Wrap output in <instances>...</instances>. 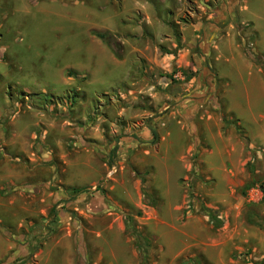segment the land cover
<instances>
[{
	"label": "rangeland",
	"instance_id": "obj_1",
	"mask_svg": "<svg viewBox=\"0 0 264 264\" xmlns=\"http://www.w3.org/2000/svg\"><path fill=\"white\" fill-rule=\"evenodd\" d=\"M238 1L0 0V264H264V0Z\"/></svg>",
	"mask_w": 264,
	"mask_h": 264
},
{
	"label": "crops",
	"instance_id": "obj_2",
	"mask_svg": "<svg viewBox=\"0 0 264 264\" xmlns=\"http://www.w3.org/2000/svg\"><path fill=\"white\" fill-rule=\"evenodd\" d=\"M180 2V0H177ZM243 1V0H241ZM241 1H238L237 4H235V6H239L237 7L236 11H237V15L239 17H243L244 16V12L246 11H249L251 10V8L249 7V3L248 1H244V4L245 6H242V5H239ZM247 3V4H246ZM242 6V7H241ZM239 23V22H237ZM243 23V22H242ZM241 23V25H242ZM240 24V23H239ZM257 24V23H256ZM234 26L233 23H230V26H229V30ZM226 36L227 38V41H226V45H230L231 48H232V37H231V30L227 33V35H225V39H226ZM167 37V38H166ZM165 38H160L159 42L160 43V46H162L163 48H168V49H174L176 50L178 48V50L180 49L178 47V44L175 40H173V36H172V30L171 28L169 29V34L167 33V36ZM165 41L166 42V45L163 46L162 42ZM225 45V44H224ZM223 45V46H224ZM214 47V46H213ZM215 50H219V47L215 45V47L213 48ZM236 51V50H234ZM176 53V51H174V54ZM234 60V59H233ZM259 78V76H258ZM56 246H53L55 245ZM43 249H41V251L36 255L39 257L40 260L44 261L46 264H50L51 263V259H54V258H57L58 261H60L61 263H65V264H70V257H69V253L65 252L63 250V246L61 243H60V240L57 241L56 243L54 244H49V243H44L43 244ZM17 246H13V245H10V244H7L5 241H2V244L0 245V259H4L5 257H7L12 251H15ZM60 249V252H57V254L55 253V249ZM41 257V258H40Z\"/></svg>",
	"mask_w": 264,
	"mask_h": 264
},
{
	"label": "trees",
	"instance_id": "obj_3",
	"mask_svg": "<svg viewBox=\"0 0 264 264\" xmlns=\"http://www.w3.org/2000/svg\"><path fill=\"white\" fill-rule=\"evenodd\" d=\"M93 34L98 39H100L102 42H104L108 47H110L111 50L115 53L117 58H121V54L113 46L114 44H112L113 36H111L109 33H100V32H94ZM170 53H172V52H170ZM255 60H256V63L264 69V61L261 59V56L256 55ZM71 76H72V74H71ZM152 135H153V139L157 138V134L154 130L152 131ZM70 190H71L70 192L74 193V194H82V193H85L87 191V189H75V188H71ZM206 213L210 214L211 210L206 209ZM0 229L3 231V229L1 227H0Z\"/></svg>",
	"mask_w": 264,
	"mask_h": 264
}]
</instances>
